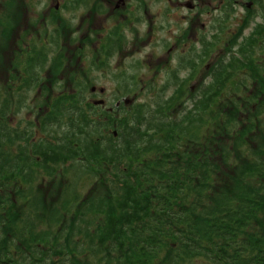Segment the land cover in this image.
Segmentation results:
<instances>
[{
  "label": "rangeland",
  "instance_id": "1",
  "mask_svg": "<svg viewBox=\"0 0 264 264\" xmlns=\"http://www.w3.org/2000/svg\"><path fill=\"white\" fill-rule=\"evenodd\" d=\"M177 1L161 0L159 5L156 1L151 3V13L159 11L162 14L169 7L174 10L171 11V19L166 21L171 25H156L161 33V41L153 46L129 45L123 51L125 57H120L119 51L109 46L102 50L99 45L94 46L105 35L108 39L112 38L113 19L108 18L103 34H98L87 18L81 23V14L76 8H67L61 14V19L58 18L60 14L39 19L38 36L34 35L32 40L26 42L12 38L17 25L14 19H8L6 27L0 26V89L6 86L9 90L6 96L8 106L0 112V130L10 134L5 144L13 156L10 161H14L12 172L15 174L8 183L9 189L16 206L22 211L21 216L23 211L29 209L27 213L30 216L24 220L25 226H34L36 233L44 231V238L50 239L65 225L75 221L78 215L81 217L79 209L85 212L83 227L93 234L96 213H91V210L98 211L101 206L97 196H88L104 192L105 199L110 197L111 186L124 171L122 156L128 148L125 142L129 144L131 140L128 136L122 138L121 134L128 128H137L140 134L138 138L142 140L145 138L143 130L145 133L147 129L166 130L161 135L157 133L155 139L161 140L167 138V132L171 129L174 133H181L177 144L182 145L189 142V134L185 131L182 133L185 127L190 133L198 130L197 136L200 137L203 125H215L225 117H233L238 121V126L249 122L247 116L251 117V111L254 112L251 107L256 106V102L250 101L256 81L239 69L241 64L234 72L236 76H230L219 93L207 101L205 111L201 110V106L211 96L205 97L203 90L212 83V75L219 65L229 58L228 48H234L242 37L257 31L252 27L262 20L264 0L254 1L250 7L232 0H200V4L196 1L199 5L193 11L195 15H200L195 25V20L190 21L186 9H176ZM42 8L40 5V10ZM173 16H176L174 23ZM215 19L220 22L216 23ZM63 21H68L69 25H64ZM201 23L205 29L201 28ZM244 23L246 28L241 32L240 26ZM239 32L240 37L235 40L234 36ZM175 34L183 35V49L178 50L177 54L171 53L168 63L154 64L155 54L163 58V47L176 39L171 37ZM15 44L25 55L27 49L32 47L26 55L31 60L32 72L27 71L28 66H18L19 51H15V59L12 60L11 47ZM78 54L81 55L79 60L76 58ZM253 55L256 65L264 64V49H257ZM122 56L125 60L121 59ZM61 61V66L68 65L63 76L58 74ZM191 75L195 76L194 79L182 83L181 93L177 97L172 95L180 81ZM13 76L22 78L24 82L12 80L16 79ZM64 76L70 77L65 79ZM51 80L54 82L50 85ZM91 87L95 88L94 93ZM100 88H103V93L99 92ZM71 89H75L78 97L87 102L82 113L75 109L80 99L72 105L64 99ZM61 92V95H57ZM124 98H129L131 103L126 106L121 104L109 116L103 114L101 107L92 105L93 100L104 99L105 107H113L117 100ZM168 100L169 109L164 112L162 105ZM199 114L203 115L196 117ZM255 114L256 118L251 119L254 124L260 122L259 131L264 132V109L260 108ZM34 120L37 126H34ZM124 121V127L119 129V124ZM114 131L119 132L120 136L114 137ZM257 141L259 139H254L255 143ZM214 145L213 142L210 147ZM26 153L33 161L26 163ZM86 156L92 160L100 156L94 160L95 167H91ZM110 160L115 161L113 166L106 164ZM96 168H101V171ZM16 191L24 192L22 196L25 198ZM77 238L79 236L74 240ZM61 242L65 244L63 240Z\"/></svg>",
  "mask_w": 264,
  "mask_h": 264
},
{
  "label": "trees",
  "instance_id": "2",
  "mask_svg": "<svg viewBox=\"0 0 264 264\" xmlns=\"http://www.w3.org/2000/svg\"><path fill=\"white\" fill-rule=\"evenodd\" d=\"M241 65L233 69L256 81L247 124L225 117L220 125H203L200 137L185 127L189 142L182 145L181 133L171 129L162 141L155 137L166 130L142 131L148 144L139 142L137 128L122 134L131 142L121 178L110 184L108 199L104 192L88 196L101 206L91 210L93 234L80 209L82 218L50 239L25 226L30 214L21 216L8 184L15 174L0 163V264H264V132L252 121L264 109V64ZM233 74H224L201 110Z\"/></svg>",
  "mask_w": 264,
  "mask_h": 264
},
{
  "label": "flooded vegetation",
  "instance_id": "3",
  "mask_svg": "<svg viewBox=\"0 0 264 264\" xmlns=\"http://www.w3.org/2000/svg\"><path fill=\"white\" fill-rule=\"evenodd\" d=\"M153 1L157 2V5L160 4L161 0H0V26H7L8 19H14L17 23L15 25L14 31L15 36L12 38L21 40L26 42L27 40H32L34 35L38 36V24L39 19H45L48 15H57L59 19L63 18L61 14L68 8H76L78 9V13L81 14V23L83 20L87 18L89 20V24L94 26V32L98 34H103L105 23L108 18H112L114 21V26L111 32L112 38L108 39L105 35L104 37L99 39L98 43H95L94 46L102 50L105 46H109L114 51H119V56L124 55L123 51L129 48V45L132 47L141 44L142 47L148 45H154L161 41L160 32L157 29L156 25L163 27L164 25H171V23H166L168 19H171L172 16L170 14L172 9L167 8L161 14V12L157 11L151 13L149 7ZM177 1V0H175ZM200 0H187L185 2L177 1L176 9H186L188 11L195 10L199 4L196 3ZM193 3V5L190 4ZM40 5L43 8L40 10ZM188 8V9H187ZM173 16L172 23H174ZM190 17V16H189ZM199 19V13L190 17V21L196 24V20ZM64 25H69L68 21H63ZM193 25V27H194ZM201 28H204V24H201ZM70 32V31H69ZM108 35V34H107ZM1 37V34H0ZM171 37L176 38L175 40L170 41V43L165 47H163V58H158V55L155 54V58L153 59V63L158 64H166L169 61V56L171 53L176 52L177 54L182 48V36L181 34H175ZM6 36H4V40ZM80 39V37H79ZM17 40V41H18ZM134 45V46H133ZM32 47L27 50L31 52ZM139 48V47H138ZM140 49V48H139ZM183 49V48H182ZM15 51H19L17 48V44L11 47L12 60L15 59ZM26 53L28 55L29 53ZM26 55L23 52L19 51V64L20 67H27L28 72H32L31 60L26 58ZM153 55V54H152ZM122 60L125 58H123ZM81 55H76V58L79 60ZM167 57V58H166ZM75 62H79L75 60ZM62 61L60 62V65ZM68 65L59 66L61 67L59 75L63 76V72ZM49 71V78H51ZM59 75H56L59 78ZM15 77V76H13ZM66 77V78H65ZM69 76H64L67 79ZM16 78V77H15ZM12 79V78H10ZM17 82H24L22 78L12 79ZM8 78L4 80L6 84ZM54 82L53 80L49 81L50 85ZM38 88V86H37ZM8 89L4 86V89H0V112L6 106V96L8 93ZM73 96L78 97L77 91L68 92L66 95L71 94ZM58 93L57 95H61ZM56 95V96H57ZM34 123L37 124V121L34 120ZM0 154L1 161L4 162V158L6 155L5 145L0 143Z\"/></svg>",
  "mask_w": 264,
  "mask_h": 264
}]
</instances>
